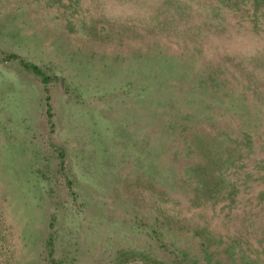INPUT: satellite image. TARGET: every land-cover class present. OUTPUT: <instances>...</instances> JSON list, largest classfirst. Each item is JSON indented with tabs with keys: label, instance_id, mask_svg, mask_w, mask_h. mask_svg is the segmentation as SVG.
I'll use <instances>...</instances> for the list:
<instances>
[{
	"label": "rangeland",
	"instance_id": "rangeland-1",
	"mask_svg": "<svg viewBox=\"0 0 264 264\" xmlns=\"http://www.w3.org/2000/svg\"><path fill=\"white\" fill-rule=\"evenodd\" d=\"M237 1L0 0V264H264V0Z\"/></svg>",
	"mask_w": 264,
	"mask_h": 264
},
{
	"label": "trees",
	"instance_id": "trees-1",
	"mask_svg": "<svg viewBox=\"0 0 264 264\" xmlns=\"http://www.w3.org/2000/svg\"><path fill=\"white\" fill-rule=\"evenodd\" d=\"M220 1H222V3L225 4V2L226 1L228 2L229 0H220ZM242 1H244V0H238L237 3H234V4H240V2H242ZM250 1L252 2L253 6L255 7L257 0H250ZM210 6H211L209 8L210 11L208 12V15L210 17L220 15V13H221L220 6H217V5H210ZM252 20H253L254 25L257 24V15H256V17L255 16L252 17ZM9 57H14V56L12 54L6 56V58H9ZM21 64L25 69L30 70L34 74L40 75L43 82H46L48 80L49 76L45 75L43 73V71L37 65L29 63V62H25V61H21ZM213 78H215V77H212L210 74H208V75H202V76L198 77V80H199V83L202 82L205 84H209L210 86H214ZM62 81L64 82V86L66 87L64 79H62ZM243 136L244 137L241 140H239V142H238V144H241V146L239 147V149L242 150L241 154L239 153L240 155H237V156L233 155V157L230 159V164L235 166V167L239 166V164L236 162V159L238 160V158H240L242 156V154H246L252 148L251 138L248 136V134H244ZM256 148H257V145H256ZM185 172L187 173V171H185ZM201 179L203 180L202 177H200L199 175H196V180H195L196 186H195V188L198 186L197 184L199 183V181H201ZM232 191H234L233 187H232V190L230 192H228V194L231 193ZM260 196L262 197L263 194L261 193ZM53 240H54L53 236L50 233L48 235L47 240H46V247H47V255H48V258H49L51 263L54 261L53 260V252H54ZM171 252L173 254L172 262L166 261V262H164V264L177 263L179 260L180 261L177 264H186V263H184V260L186 258H188V253L186 250L176 249V250H172ZM191 261H193V260L190 258L188 260L189 264H191Z\"/></svg>",
	"mask_w": 264,
	"mask_h": 264
}]
</instances>
